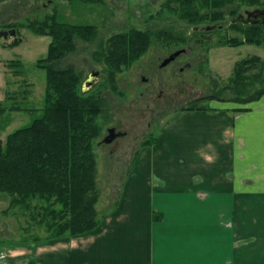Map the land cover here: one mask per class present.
<instances>
[{"label":"crops","instance_id":"0c3cea01","mask_svg":"<svg viewBox=\"0 0 264 264\" xmlns=\"http://www.w3.org/2000/svg\"><path fill=\"white\" fill-rule=\"evenodd\" d=\"M41 6L0 0V19L20 24ZM11 83L0 81V102ZM163 119L99 228L27 245L6 264H264V96L246 107L212 100Z\"/></svg>","mask_w":264,"mask_h":264},{"label":"rangeland","instance_id":"374dc122","mask_svg":"<svg viewBox=\"0 0 264 264\" xmlns=\"http://www.w3.org/2000/svg\"><path fill=\"white\" fill-rule=\"evenodd\" d=\"M33 2L36 4L40 2L43 6L32 19L21 21L20 24H10L25 25L20 27L17 33L21 42L13 44L14 37L0 39V81L5 76V79L7 77V80L12 82L9 92L14 97L13 103L26 108L39 109L43 105L47 72L38 66V62L48 57L52 41L50 36L38 34L27 27L26 24L30 21H41L57 12L60 22L97 26L96 41L87 43L77 40V51L68 55L60 65L63 68L74 65L82 73L84 83L95 71L99 72L101 80L106 78V64L95 61L92 55L97 51L100 42H105L114 34L132 29L153 32L168 30L171 35L176 36L175 39L181 37L186 40L183 44L169 43L171 41H165L163 38L156 40L141 58L117 76L118 93L112 92L104 85L105 82L101 87L105 110L99 122L103 132L95 149L98 180L102 190L98 205L101 214H107L114 208L128 168L144 143L157 138L165 116L177 110L206 105L212 101L209 99L212 95L225 99L220 102L231 107H244L242 104L226 100L244 98L260 88L263 82L264 63L260 68L250 71L251 79L244 94L237 96L234 89H228L229 80L238 62L255 56L264 62V30L260 31V35L258 32L253 37V40L260 37L262 42L259 45L244 44L238 47L224 45L228 39L244 40L249 35L246 34L249 28L243 26L232 28L230 25L226 26L224 31L215 33L211 42L203 41L198 44L195 39L199 38V33L189 36L192 27L179 20L177 13H173V9L178 10L179 7L174 0H100L91 3L79 0H33ZM238 6L235 16L243 14L245 10L264 8V0L253 5L241 3ZM230 7L223 9L226 11L227 21L232 16L228 11ZM202 11L206 13L205 9ZM4 22L0 19V31L9 30L6 28L9 25ZM182 49L189 52L186 60L190 58L192 62L190 67L181 72L180 68L186 61L185 58H180V63L175 69L173 67L163 69L155 77L151 74L152 70L159 68L162 59ZM12 61L20 62V65L10 69L8 63ZM151 64L154 65V69ZM18 72L19 75L15 74ZM255 75L262 76L261 80L254 79ZM142 76L148 77L147 80L144 81ZM31 120L32 115L26 112H11L0 116L2 140H5L8 134L28 125ZM110 128H116L126 135L111 145L101 144ZM10 200L9 195L0 194V241L4 242L3 245L0 244V259L5 260L4 262L0 260V264L25 257L28 253L27 245L33 244L31 235H44L43 230L32 224L31 209L21 207L11 209Z\"/></svg>","mask_w":264,"mask_h":264},{"label":"trees","instance_id":"16d2710c","mask_svg":"<svg viewBox=\"0 0 264 264\" xmlns=\"http://www.w3.org/2000/svg\"><path fill=\"white\" fill-rule=\"evenodd\" d=\"M83 3L100 0H79ZM178 3L179 20L190 26H200L221 19L211 18L220 15L226 7L231 15L238 12V4H257L260 0H174ZM238 3V4H237ZM206 10V13L202 11ZM176 12H175V11ZM215 12V13H214ZM223 15V14H222ZM23 25H9L7 29H17ZM27 27L36 33L52 38L49 54L40 60L38 66L46 69L47 85L43 105L39 109L14 104V97L8 92L0 102V116L11 112H26L32 115L31 122L8 134L5 140L0 136V194L10 197V208L31 209V222L44 231V235H31L33 243L58 240L66 237L86 235L101 225L105 214L99 211L102 190L98 180L96 146L103 127L99 122L105 110V99L101 87L104 85L115 93L119 92L117 76L137 59L141 58L156 40H169V43L183 44L185 39H175L168 30L143 31L132 29L110 36L100 42L92 55L97 62H104L106 78L89 91L83 90V75L74 65L65 68L61 63L77 51V40L93 43L98 37L94 25H72L60 22L57 12L41 21H30ZM237 28L239 26H231ZM263 27H252L244 40L228 39L224 45L238 47L244 44H261ZM251 35H253L251 37ZM179 40V41H178ZM174 41V42H173ZM21 40L14 37L13 44ZM264 62L258 56L238 62L228 89L242 95L247 91L251 79L250 71L261 67ZM20 62L8 63L10 69ZM249 72V73H248ZM19 75L18 73H15ZM255 75L254 79L261 80ZM251 92V90H250ZM264 96V79L261 87L250 95L227 99L245 106ZM211 100L225 101L218 95ZM247 108L236 109L241 113ZM1 124V123H0ZM5 127V126H4ZM4 129V128H3ZM157 142L147 141L144 146ZM37 202V204H34ZM156 219V218H155ZM157 220V219H156ZM2 241L0 244L3 245Z\"/></svg>","mask_w":264,"mask_h":264},{"label":"flooded vegetation","instance_id":"af4514ba","mask_svg":"<svg viewBox=\"0 0 264 264\" xmlns=\"http://www.w3.org/2000/svg\"><path fill=\"white\" fill-rule=\"evenodd\" d=\"M264 9V8H261ZM256 10V9H255ZM247 11H252V10H245L243 14H238V15H233L230 17L229 21H227V14L225 10L219 11L220 15L217 17L216 15H211V18H215V19H221L223 17L222 20H217L214 22H210V23H205L203 25L200 26H190L192 27L191 33L189 34V36H192L194 33H199V38H196L195 41L199 44L200 42H211L213 40V37L215 36V33L224 31L226 26L230 25V26H243V27H247V28H252V27H264L263 25H251V24H247L244 25L243 23L239 22V23H232L231 21L233 19H236L237 17H239L240 15H245V13ZM215 13V12H214ZM223 14V15H222ZM207 28L210 27V30H201V28ZM195 28H199L198 30ZM193 31V32H192ZM183 50V49H182ZM177 51H175L174 53H171L168 57L162 59V61L160 62L159 68L154 69V65L151 64V66L153 67L154 70H152V75L155 77L157 76L163 69H167L170 67H173L174 69L177 67V65L180 63L179 60L180 58H185V63H183V66L180 68V71L183 72L186 68L190 67L192 65V62L189 59L186 60V58L189 56V52H187L186 50H184V52H182L180 55L176 56L170 63H168L166 66H162L163 63L165 62L166 59L172 57ZM160 70V71H159ZM144 81L147 80L148 77L142 76ZM149 80V79H148ZM100 83V82H99ZM117 132H121L118 131ZM108 133V130H107ZM108 135V134H107ZM106 135V136H107ZM105 136V137H106ZM104 137V138H105ZM117 140V139H116ZM115 140V141H116ZM114 141V142H115ZM113 142V143H114ZM112 143V144H113ZM111 145V144H110Z\"/></svg>","mask_w":264,"mask_h":264},{"label":"water","instance_id":"95a60500","mask_svg":"<svg viewBox=\"0 0 264 264\" xmlns=\"http://www.w3.org/2000/svg\"><path fill=\"white\" fill-rule=\"evenodd\" d=\"M232 23H243L244 25L251 24V25H263L264 26V9H256L252 11H247L245 15H240L236 19L231 21ZM199 29V28H195ZM210 27L201 28V30H210ZM17 29H9V30H2L0 31V39H7L8 37H16L17 36ZM184 50L177 51L172 57L165 60L162 66H166L170 63L176 56L180 55ZM101 81L99 77V72L95 71L91 73L87 81L83 85L84 92L89 91L95 85H97ZM124 132H117L116 128L108 129V135L102 140L101 144L110 145L116 139L125 136Z\"/></svg>","mask_w":264,"mask_h":264}]
</instances>
